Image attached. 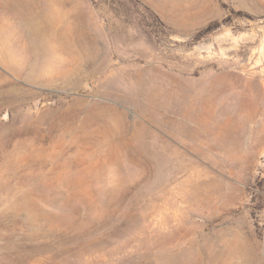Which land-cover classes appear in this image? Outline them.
<instances>
[{
    "label": "rangeland",
    "instance_id": "1",
    "mask_svg": "<svg viewBox=\"0 0 264 264\" xmlns=\"http://www.w3.org/2000/svg\"><path fill=\"white\" fill-rule=\"evenodd\" d=\"M0 264H264V0H0Z\"/></svg>",
    "mask_w": 264,
    "mask_h": 264
},
{
    "label": "bare ground",
    "instance_id": "2",
    "mask_svg": "<svg viewBox=\"0 0 264 264\" xmlns=\"http://www.w3.org/2000/svg\"><path fill=\"white\" fill-rule=\"evenodd\" d=\"M4 3V2H3ZM15 7H16V9H17V11H18V13L20 14H22V13H24V11H25V8L21 5V4H19V2L18 3H16L15 4ZM15 9V8H14ZM13 9V10H14ZM16 11V12H17ZM18 15V14H17ZM25 30H31V31H40V30H43V29H46V26L45 25H43V24H41L38 20H37V18H36V16L35 17H33V18H29V19H27L26 20V24H25ZM64 42V41H63ZM66 43V42H65ZM236 247V246H235ZM235 247H234V249H235Z\"/></svg>",
    "mask_w": 264,
    "mask_h": 264
}]
</instances>
